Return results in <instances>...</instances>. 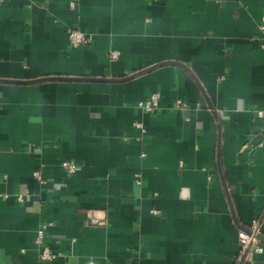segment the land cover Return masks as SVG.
<instances>
[{
  "label": "crops",
  "instance_id": "crops-1",
  "mask_svg": "<svg viewBox=\"0 0 264 264\" xmlns=\"http://www.w3.org/2000/svg\"><path fill=\"white\" fill-rule=\"evenodd\" d=\"M258 110L264 0H0V264H233L239 226L264 243Z\"/></svg>",
  "mask_w": 264,
  "mask_h": 264
},
{
  "label": "built area",
  "instance_id": "built-area-1",
  "mask_svg": "<svg viewBox=\"0 0 264 264\" xmlns=\"http://www.w3.org/2000/svg\"><path fill=\"white\" fill-rule=\"evenodd\" d=\"M71 5H74V2H71ZM69 43L70 46L75 48L81 45L89 44L92 40L91 33H87L80 28L71 27L69 32ZM111 58H116L118 56L117 51L110 52ZM159 92L151 93L146 99L139 101L138 106L148 112H153L158 109V100H159ZM180 101L177 102V105L180 106ZM257 115L264 119V110H258ZM136 126L143 130L141 123H136ZM264 130V125H263ZM62 166L68 172H74L77 168V164L71 161H63ZM35 176L40 180V182L45 183V180L42 179L39 171H36ZM6 175L0 176V178H5ZM137 183H141V175L136 176ZM19 201L23 199L22 195H17ZM89 220L93 224H104L105 220L96 216L93 213H89ZM51 225V223H43L38 231L37 236L35 238V242L42 246L40 252V258L43 260H52L58 256V253L53 252L50 248L44 245V237L46 234L47 227ZM261 232V219L255 218L248 227L239 226L237 230L238 236V251L234 258L233 264H253L256 262V255L262 254L264 252V243L259 238V233ZM86 264H94V261H88Z\"/></svg>",
  "mask_w": 264,
  "mask_h": 264
},
{
  "label": "rangeland",
  "instance_id": "rangeland-1",
  "mask_svg": "<svg viewBox=\"0 0 264 264\" xmlns=\"http://www.w3.org/2000/svg\"><path fill=\"white\" fill-rule=\"evenodd\" d=\"M246 264H250V263H246Z\"/></svg>",
  "mask_w": 264,
  "mask_h": 264
}]
</instances>
